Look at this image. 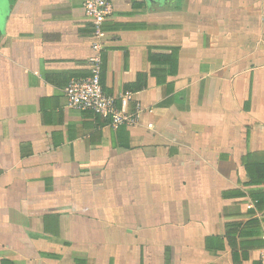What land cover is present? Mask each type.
I'll use <instances>...</instances> for the list:
<instances>
[{
  "label": "crops",
  "instance_id": "0c3cea01",
  "mask_svg": "<svg viewBox=\"0 0 264 264\" xmlns=\"http://www.w3.org/2000/svg\"><path fill=\"white\" fill-rule=\"evenodd\" d=\"M84 1L0 0V264H259L264 0H109L116 127Z\"/></svg>",
  "mask_w": 264,
  "mask_h": 264
},
{
  "label": "built area",
  "instance_id": "2783aa9c",
  "mask_svg": "<svg viewBox=\"0 0 264 264\" xmlns=\"http://www.w3.org/2000/svg\"><path fill=\"white\" fill-rule=\"evenodd\" d=\"M85 14L93 27V52L90 59V76L84 80L71 81L64 89L66 106L77 111H88L102 117H110L113 127L119 124L133 125L139 117V111L134 116L124 113L125 98L121 99L122 109L114 108V99L107 96L100 85L101 52L103 50L101 39L102 25L111 15L112 6L109 0H85L83 3ZM252 207V204L249 208ZM259 264H264V247L259 252Z\"/></svg>",
  "mask_w": 264,
  "mask_h": 264
}]
</instances>
